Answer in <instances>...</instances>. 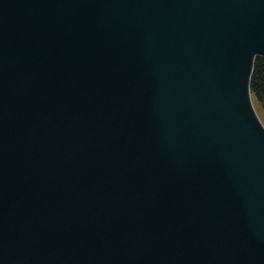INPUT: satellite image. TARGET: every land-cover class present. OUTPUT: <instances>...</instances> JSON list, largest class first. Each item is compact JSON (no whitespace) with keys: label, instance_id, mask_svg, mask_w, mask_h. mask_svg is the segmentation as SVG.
Here are the masks:
<instances>
[{"label":"water","instance_id":"1","mask_svg":"<svg viewBox=\"0 0 264 264\" xmlns=\"http://www.w3.org/2000/svg\"><path fill=\"white\" fill-rule=\"evenodd\" d=\"M264 0H0V264H264Z\"/></svg>","mask_w":264,"mask_h":264},{"label":"trees","instance_id":"2","mask_svg":"<svg viewBox=\"0 0 264 264\" xmlns=\"http://www.w3.org/2000/svg\"><path fill=\"white\" fill-rule=\"evenodd\" d=\"M250 92L252 101L261 107L264 114V57H258L254 61Z\"/></svg>","mask_w":264,"mask_h":264},{"label":"rangeland","instance_id":"3","mask_svg":"<svg viewBox=\"0 0 264 264\" xmlns=\"http://www.w3.org/2000/svg\"><path fill=\"white\" fill-rule=\"evenodd\" d=\"M252 103H253V106H254V109L256 111L257 116L259 117L260 121L264 125V114H263V110L261 109V107L259 105L255 104L253 101H252Z\"/></svg>","mask_w":264,"mask_h":264}]
</instances>
